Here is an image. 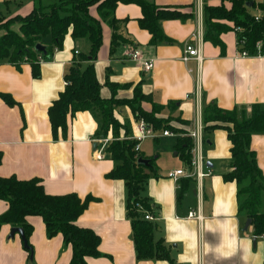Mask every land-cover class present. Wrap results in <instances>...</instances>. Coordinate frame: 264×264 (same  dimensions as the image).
I'll return each instance as SVG.
<instances>
[{
    "label": "crops",
    "instance_id": "0c3cea01",
    "mask_svg": "<svg viewBox=\"0 0 264 264\" xmlns=\"http://www.w3.org/2000/svg\"><path fill=\"white\" fill-rule=\"evenodd\" d=\"M147 1L185 15L184 19L159 21L169 42L149 44L151 34L138 25L142 15L140 6L119 2L113 14L121 21L116 32L123 41H118L112 52V30L101 21L102 41L95 59L89 56L88 38L74 39L69 28L62 47L39 63L37 78L32 76L28 62L20 63L19 67L11 62L0 63V92L11 95L15 101L9 106L0 98V176L14 175L20 180L38 178L47 194L75 193L81 199L88 195L92 198L75 220L77 226L90 228L99 237L100 255L86 256V264L172 263L167 259L140 260L135 255L132 227L125 212V184L122 179L106 176L117 163L105 155L104 147L109 141H99L102 136L113 138L110 130L101 135L97 115L91 110L68 113L64 135L60 129L56 137L52 135L47 108L64 89L63 75L77 59L80 67L93 64L103 98L111 96L108 83L117 85L118 98H130L133 87L139 84L140 91L151 100L142 101L140 106L147 111L152 108L151 102L165 106L161 116H171L170 123L185 135L194 126L198 114L201 119L205 104L214 103L226 110L264 104V56H241L234 30L221 33L223 50L203 40L200 62L193 58L187 62L181 60L186 44L194 42L191 35L198 31L199 25L203 29V0ZM217 3L220 0H207L211 6ZM33 7L32 0H0V12L7 17L26 15ZM251 11L258 12L256 8ZM89 13L98 19L95 6L89 8ZM132 49L139 50L143 58L153 59L151 70L143 71L141 62L129 58ZM84 55L87 57L81 59ZM114 117L125 126L120 128V137L125 129L128 138L136 133L138 119H134L129 107L118 106ZM149 125L156 133L152 139L163 140L162 145L168 146L170 152L162 158L159 152L146 157L142 151L144 158L153 159L152 168L146 170L143 196L154 206L151 219L156 226L154 238L165 242L173 263L263 264L264 239L253 235L251 224L244 229L246 216L237 208L236 183L222 177L232 169L226 131L216 129L202 134L199 150L211 173L202 178L199 194L194 175H181L177 180L171 177V172L177 169L186 175L192 172L174 150L182 132L160 136L161 131ZM101 147L104 156L97 159L94 152ZM248 148L255 152L264 177V134H252ZM7 207L8 203L0 199V214ZM190 212L195 215L190 217ZM26 222L31 226L27 238L30 256L20 235L14 233L10 238L12 226L1 223L0 264L70 263L71 245L63 242L60 233L48 237L39 215H28Z\"/></svg>",
    "mask_w": 264,
    "mask_h": 264
},
{
    "label": "trees",
    "instance_id": "16d2710c",
    "mask_svg": "<svg viewBox=\"0 0 264 264\" xmlns=\"http://www.w3.org/2000/svg\"><path fill=\"white\" fill-rule=\"evenodd\" d=\"M33 9L26 15H14L6 22L0 20V63L11 62L19 67L20 63L28 62L34 78L39 76L40 59H48L55 50L62 47L68 29L71 36L76 38L87 37L90 43L89 56L95 59L102 41L101 21L105 22L112 32L111 52L118 41H123L116 32L121 23L114 17V9L120 3H135L141 8V18L138 25L151 34L149 44L159 41H170L160 28L161 19H184L175 9L156 6L147 0H32ZM228 1L230 8L224 5L211 6L203 0V40L224 49L221 33L233 31L239 27L241 32H236L239 51H245L248 56H264V0H220ZM91 6L96 7L97 18L89 13ZM258 11L259 15L251 12ZM228 21L233 27L220 22ZM125 22V21H123ZM15 25V28H10ZM38 43L44 45L46 53L34 50ZM87 55L80 56L81 59ZM78 59L74 65L63 75L64 89L51 103L48 109V119L51 124L53 137L60 129L64 135L68 113L91 110L98 117L101 135H106L111 127L109 143L104 147L105 155L117 164L106 176L113 179H122L126 190V216L132 227V242H134L135 255L140 260L161 259L173 261L168 254V247L161 238H154L155 224L152 220L144 219L146 213H153L152 206L147 197L143 196L144 187L148 177L149 168H152V158L149 165L137 163V158H144L139 151L134 150L137 141L127 137L124 130L123 137L119 136V129L125 127L114 117L115 105H125L131 109L134 118L151 124L155 131L169 130L176 134L181 129L175 128L170 122V117L161 116L163 105L151 102V110L147 111L140 106L142 101L150 100L148 95L140 91L139 84L132 89L130 98L116 97L117 85L107 84L111 90L109 98H103L100 84L95 78L93 64L80 67ZM0 98L7 104L15 103L11 95L0 92ZM151 101V100H150ZM181 123H186L178 117L174 118ZM203 133H210L216 129L226 131L230 142V164L232 169L223 174V179L236 183L237 208L246 218L250 219L252 233L264 236V177L256 162V155L248 148L252 134H264V104L253 103L250 106L235 107L233 110L219 108L214 103L205 104L201 113ZM103 137V136H102ZM192 139L182 132L176 139L174 150L182 157L189 168L191 161ZM0 199L8 203L7 209L0 214V224L8 223L24 231L26 249L31 254V246L27 238L31 226L27 224L28 215H39L44 223L48 237L61 234L63 242L71 245L72 255L69 264H86V256L100 255L98 250L99 237L92 229L82 228L75 224L76 218L87 207L92 199L89 195L84 199L73 194H47L38 178L20 180L16 176H0ZM23 244V242H22ZM30 259V258H29Z\"/></svg>",
    "mask_w": 264,
    "mask_h": 264
},
{
    "label": "built area",
    "instance_id": "2783aa9c",
    "mask_svg": "<svg viewBox=\"0 0 264 264\" xmlns=\"http://www.w3.org/2000/svg\"><path fill=\"white\" fill-rule=\"evenodd\" d=\"M199 15H200V9H199ZM258 16H255V18H257ZM201 18V15H200ZM192 40L194 41L193 43L188 42V44H186V46L184 47L182 56H181V60H183L184 62L189 61L190 58H193L195 60H197L198 62L201 61V42L203 41V30H202V26L199 25L198 26V31L193 33L191 35ZM240 55L241 56H248V54L245 51H240ZM129 58L133 59L134 61H138L141 62L142 64V69L143 71H149L151 70V68L153 67L154 61L152 58H148V57H142L140 55L139 50L137 49H132V51H130L129 53ZM42 60L40 59V62ZM197 90V94L199 92V90L196 88ZM203 125H202V120L199 117V114L197 115L196 118V122L194 124V126L191 128L190 131H188V133L186 135H188L190 138H192V147H191V161H190V165H191V169L192 172L189 175H186L185 172L181 169H177L171 172V177L174 178L175 180H177V178L181 175H185V176H192L194 175L195 180L197 181V193L201 194V183H202V178L207 176L208 174L211 173V170L208 166L204 165V161L202 159L201 156V151L199 150L202 142H203ZM175 136V134L169 130H162L160 136ZM147 137H151L154 138L156 137V133L154 132V130L151 128V126L143 121L142 119L137 120V127H136V133L133 134L131 136V138L135 139L137 141V143L134 146V150L138 151L139 149V144L141 141H143L144 139H146ZM130 138V139H131ZM110 138L107 137H101V139L99 140L100 142L103 141L104 143L110 141ZM103 148L101 147V149L95 151V157L97 159H102L104 156V153H102ZM193 215H195V212H190L189 216L193 217ZM154 216L150 213H146L144 215V219L148 220V219H153ZM260 237H262L264 239V236L261 235Z\"/></svg>",
    "mask_w": 264,
    "mask_h": 264
},
{
    "label": "rangeland",
    "instance_id": "374dc122",
    "mask_svg": "<svg viewBox=\"0 0 264 264\" xmlns=\"http://www.w3.org/2000/svg\"><path fill=\"white\" fill-rule=\"evenodd\" d=\"M221 4L224 5L226 9H229L230 8V4H229L228 1H224V2H221L220 1V3H217V5H221ZM1 6H3V4ZM3 7H6V6H3ZM257 13H253V14L255 16H258L259 13L258 14ZM9 17H11V16H8L7 17L6 15H4V14H2L0 12V20H1L2 23L3 22H6ZM220 22H222V23L224 22L225 24L233 27V24L231 22L223 21V20H220ZM10 28L14 29L15 28V25H11ZM233 29L236 30V31H238V32H241L242 31V29H240L239 27H233ZM2 33H5V30L4 29H1L0 30V34H2ZM118 106H123V105H115V106H113L114 107V110L116 108H118ZM163 117H170L172 119V117L169 116V115L168 116H163ZM109 130L111 132V127H110ZM119 136H121L120 129H119ZM162 143H163V140H161L160 142H157V141L153 140L152 138H146L144 141L140 142V144H139L140 145V150L139 151H140L141 154H142V151H145V154H143V155H145L146 157L147 156L148 157H154L159 152V154L162 156V158H164L165 155L167 154V152H170V151H169V147L162 145ZM162 158H160V161H162Z\"/></svg>",
    "mask_w": 264,
    "mask_h": 264
},
{
    "label": "water",
    "instance_id": "95a60500",
    "mask_svg": "<svg viewBox=\"0 0 264 264\" xmlns=\"http://www.w3.org/2000/svg\"><path fill=\"white\" fill-rule=\"evenodd\" d=\"M252 3H253V1H248L246 5L251 6ZM34 50H36L38 52L40 51V52H42L44 54L46 53V49H45L44 45H42L41 43L36 44L34 46ZM137 163L140 164V165H143V166H147V165H149V158L139 157V158H137ZM244 223H245L244 229L246 230L249 227V225L251 224L250 223V219L246 218ZM10 230L11 231L9 233V237L11 238V237L14 236V233H18L20 235V237H21V240L23 242L24 247L27 248L28 246L26 245L24 231L22 230V228L14 226ZM263 264H264V262H263Z\"/></svg>",
    "mask_w": 264,
    "mask_h": 264
}]
</instances>
